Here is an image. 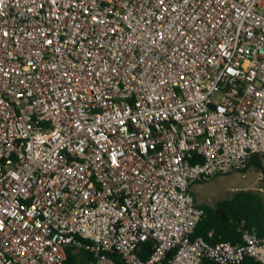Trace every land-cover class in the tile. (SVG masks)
<instances>
[{"label":"built area","instance_id":"2783aa9c","mask_svg":"<svg viewBox=\"0 0 264 264\" xmlns=\"http://www.w3.org/2000/svg\"><path fill=\"white\" fill-rule=\"evenodd\" d=\"M255 156L264 0H0V264H68L69 247L264 264L254 230L193 237V187Z\"/></svg>","mask_w":264,"mask_h":264},{"label":"trees","instance_id":"16d2710c","mask_svg":"<svg viewBox=\"0 0 264 264\" xmlns=\"http://www.w3.org/2000/svg\"><path fill=\"white\" fill-rule=\"evenodd\" d=\"M263 169L259 156H255L249 166ZM203 215L198 222L193 237H202L211 244L229 242L240 244L245 229L254 230L264 237V198L255 190H239L231 198L217 201L213 206L200 205ZM209 233H212L210 236ZM152 244L147 243L141 251V257L148 259ZM68 264H84L97 259L89 252L68 248ZM116 264H126L120 257L113 255ZM203 264H214L206 259ZM241 264H260L253 258H246Z\"/></svg>","mask_w":264,"mask_h":264},{"label":"rangeland","instance_id":"374dc122","mask_svg":"<svg viewBox=\"0 0 264 264\" xmlns=\"http://www.w3.org/2000/svg\"><path fill=\"white\" fill-rule=\"evenodd\" d=\"M263 169L250 166L244 172L217 176L209 181L198 183L193 187L199 204L213 206L217 201L231 198L239 190H255L260 192L264 182V156H259ZM84 264H100L98 261Z\"/></svg>","mask_w":264,"mask_h":264}]
</instances>
